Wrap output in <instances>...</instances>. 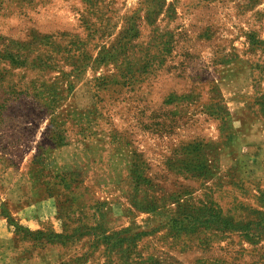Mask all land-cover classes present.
<instances>
[{
  "label": "rangeland",
  "instance_id": "1",
  "mask_svg": "<svg viewBox=\"0 0 264 264\" xmlns=\"http://www.w3.org/2000/svg\"><path fill=\"white\" fill-rule=\"evenodd\" d=\"M247 131L264 0H0V264H264Z\"/></svg>",
  "mask_w": 264,
  "mask_h": 264
},
{
  "label": "crops",
  "instance_id": "2",
  "mask_svg": "<svg viewBox=\"0 0 264 264\" xmlns=\"http://www.w3.org/2000/svg\"><path fill=\"white\" fill-rule=\"evenodd\" d=\"M257 133V132H256ZM245 141L247 140V149L250 156L254 157L255 151H262V145L264 144V141L261 140V138L257 141L254 140V136L250 132H246V134H243Z\"/></svg>",
  "mask_w": 264,
  "mask_h": 264
},
{
  "label": "trees",
  "instance_id": "3",
  "mask_svg": "<svg viewBox=\"0 0 264 264\" xmlns=\"http://www.w3.org/2000/svg\"><path fill=\"white\" fill-rule=\"evenodd\" d=\"M6 151H8L7 154H11V152H9V150H6Z\"/></svg>",
  "mask_w": 264,
  "mask_h": 264
}]
</instances>
